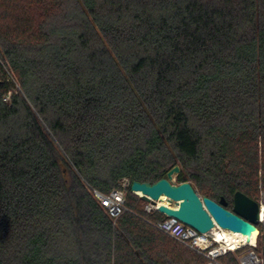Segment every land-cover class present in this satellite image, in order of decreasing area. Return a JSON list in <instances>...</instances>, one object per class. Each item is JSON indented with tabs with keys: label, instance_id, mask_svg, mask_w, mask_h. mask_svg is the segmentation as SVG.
Segmentation results:
<instances>
[{
	"label": "trees",
	"instance_id": "obj_1",
	"mask_svg": "<svg viewBox=\"0 0 264 264\" xmlns=\"http://www.w3.org/2000/svg\"><path fill=\"white\" fill-rule=\"evenodd\" d=\"M0 59V264H205L93 190L178 165L230 210L264 182V0H0Z\"/></svg>",
	"mask_w": 264,
	"mask_h": 264
},
{
	"label": "water",
	"instance_id": "obj_2",
	"mask_svg": "<svg viewBox=\"0 0 264 264\" xmlns=\"http://www.w3.org/2000/svg\"><path fill=\"white\" fill-rule=\"evenodd\" d=\"M178 171L179 166L174 165L166 172V176L153 183L134 180L130 183V190H140L142 199L151 200L152 203L160 199L162 194L165 195L176 207L159 204L158 211L179 219L199 232H206L216 224L239 232L247 241L252 232H257L258 205L253 198L236 191L233 195V209L229 210L223 198L215 201L201 196L188 181L175 183L172 178ZM262 247L264 250V236Z\"/></svg>",
	"mask_w": 264,
	"mask_h": 264
},
{
	"label": "built area",
	"instance_id": "obj_3",
	"mask_svg": "<svg viewBox=\"0 0 264 264\" xmlns=\"http://www.w3.org/2000/svg\"><path fill=\"white\" fill-rule=\"evenodd\" d=\"M10 91L5 95L4 100H9ZM130 186L127 178H123L118 187L112 188L107 194L101 193L98 190H93V196L104 208L108 216L115 220L122 214L127 207L125 206L126 188ZM132 191V190H131ZM133 193L141 196L136 191ZM254 200L258 205V219L256 223L257 232L254 241H247L240 244H229L225 238H218L215 232L219 229L218 225H214L206 232H199L193 227L183 223L179 219L166 215L158 211L159 204H164L169 207H176L173 202L168 204L159 202L155 203L151 200H144V209L146 211H156L163 217L156 220L153 225L170 236L175 241L195 251L206 258L205 264H226L221 260V257L228 252H238L236 261L238 264H264V250L262 240L264 236V188H260Z\"/></svg>",
	"mask_w": 264,
	"mask_h": 264
},
{
	"label": "bare ground",
	"instance_id": "obj_4",
	"mask_svg": "<svg viewBox=\"0 0 264 264\" xmlns=\"http://www.w3.org/2000/svg\"><path fill=\"white\" fill-rule=\"evenodd\" d=\"M138 194L142 195V192L140 190L136 191ZM159 202L168 204L170 201L165 195H161L160 199H158ZM217 237L225 238L226 241H229V244H240L243 242H247V239L244 235L240 234L239 232L225 229V228H219L215 230ZM256 238V232H252L249 241H254Z\"/></svg>",
	"mask_w": 264,
	"mask_h": 264
},
{
	"label": "rangeland",
	"instance_id": "obj_5",
	"mask_svg": "<svg viewBox=\"0 0 264 264\" xmlns=\"http://www.w3.org/2000/svg\"><path fill=\"white\" fill-rule=\"evenodd\" d=\"M9 65L8 64H4L3 63V60L0 59V82H12L14 84V89H17V90H20V87H19V84L13 74V72H11L9 70ZM259 177H260V172H259ZM172 180L175 182V176H173ZM260 188H264V182L261 181V179L259 178V183H258V190ZM140 204L142 205V203L140 202ZM234 257H235V260H236V256L237 254L239 253L238 252H231ZM236 264L237 261H236Z\"/></svg>",
	"mask_w": 264,
	"mask_h": 264
},
{
	"label": "flooded vegetation",
	"instance_id": "obj_6",
	"mask_svg": "<svg viewBox=\"0 0 264 264\" xmlns=\"http://www.w3.org/2000/svg\"><path fill=\"white\" fill-rule=\"evenodd\" d=\"M233 209V208H232ZM232 209H230V210H232Z\"/></svg>",
	"mask_w": 264,
	"mask_h": 264
}]
</instances>
